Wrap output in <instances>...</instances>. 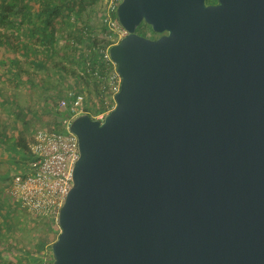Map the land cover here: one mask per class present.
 <instances>
[{
    "label": "water",
    "instance_id": "1",
    "mask_svg": "<svg viewBox=\"0 0 264 264\" xmlns=\"http://www.w3.org/2000/svg\"><path fill=\"white\" fill-rule=\"evenodd\" d=\"M217 1L119 6L121 91L71 125L53 264H264V0Z\"/></svg>",
    "mask_w": 264,
    "mask_h": 264
},
{
    "label": "built area",
    "instance_id": "2",
    "mask_svg": "<svg viewBox=\"0 0 264 264\" xmlns=\"http://www.w3.org/2000/svg\"><path fill=\"white\" fill-rule=\"evenodd\" d=\"M101 9L94 15L93 25L101 30V44L95 52L96 65L86 61L79 71L77 84H71L59 101L62 130L40 129L29 143L33 156L25 170L14 175L8 193L23 210L43 219L58 222L62 207L73 187V170L80 158L79 141L71 132L73 121L89 115L103 121L116 108V95L121 91L122 76L112 60L110 50L128 36L117 11L123 0H98ZM98 22V23H97ZM89 60V59H87ZM93 67V68H92ZM84 89L85 92L81 89Z\"/></svg>",
    "mask_w": 264,
    "mask_h": 264
},
{
    "label": "trees",
    "instance_id": "3",
    "mask_svg": "<svg viewBox=\"0 0 264 264\" xmlns=\"http://www.w3.org/2000/svg\"><path fill=\"white\" fill-rule=\"evenodd\" d=\"M97 1L0 0V85L6 84L8 91L27 84L44 89L47 83H36L35 78H38V71L48 72V65L55 57L63 60L55 65L61 75L68 72L75 79L80 78L79 71L84 70L86 61L95 66L96 61L92 60L96 57L95 52L92 59L86 54L101 44V37H97L91 23L89 9ZM214 2L210 0L208 4ZM138 32L152 39L158 36L146 24ZM3 90L0 86V96ZM59 101L54 103L56 107ZM60 121L61 113L49 129L62 130ZM10 127L14 129L11 135L0 131V154L19 157L28 164L33 158L29 142L23 138L20 127Z\"/></svg>",
    "mask_w": 264,
    "mask_h": 264
},
{
    "label": "rangeland",
    "instance_id": "4",
    "mask_svg": "<svg viewBox=\"0 0 264 264\" xmlns=\"http://www.w3.org/2000/svg\"><path fill=\"white\" fill-rule=\"evenodd\" d=\"M89 9L92 12L91 23L96 24L93 15L101 9L100 2L97 1ZM97 31L95 34L101 33V30ZM53 59L48 65V72L38 71V78H35L36 83H47L44 89L27 84L18 90L8 91L6 84L0 85L4 88L0 96V131L11 135L14 129L10 126L16 125L20 127L23 138L30 143L38 130L49 129L61 113L54 103L65 95L64 90L76 79L68 72L65 76L61 75L55 65L63 60L59 57ZM81 90L85 92L83 88ZM25 164L19 157L0 154V264H51L50 247L61 232L58 222L23 210L8 193L14 175L23 172Z\"/></svg>",
    "mask_w": 264,
    "mask_h": 264
},
{
    "label": "crops",
    "instance_id": "5",
    "mask_svg": "<svg viewBox=\"0 0 264 264\" xmlns=\"http://www.w3.org/2000/svg\"><path fill=\"white\" fill-rule=\"evenodd\" d=\"M77 83H78V81H77V79H76V80H73L71 84H77ZM70 86H71V85H70ZM70 86H69V87H70ZM64 91H66V90H64ZM25 166H26V165H25ZM24 169H25V167H24Z\"/></svg>",
    "mask_w": 264,
    "mask_h": 264
},
{
    "label": "flooded vegetation",
    "instance_id": "6",
    "mask_svg": "<svg viewBox=\"0 0 264 264\" xmlns=\"http://www.w3.org/2000/svg\"><path fill=\"white\" fill-rule=\"evenodd\" d=\"M217 4H218V1L217 0H215L214 3H209V5H217Z\"/></svg>",
    "mask_w": 264,
    "mask_h": 264
}]
</instances>
